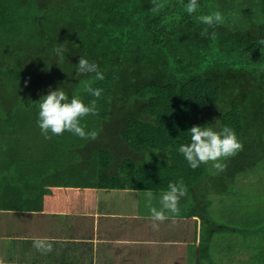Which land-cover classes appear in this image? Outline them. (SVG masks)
<instances>
[{"label": "trees", "instance_id": "1", "mask_svg": "<svg viewBox=\"0 0 264 264\" xmlns=\"http://www.w3.org/2000/svg\"><path fill=\"white\" fill-rule=\"evenodd\" d=\"M162 2L153 13L151 0H0L1 195H17L38 177L29 169L63 181L84 167L98 187L167 190L183 180L186 194L205 197L207 187L197 185L207 164L192 169L178 148L190 142L192 126L213 124L207 118L213 106L223 110L215 130L229 126L242 142L243 166L264 157L257 118L264 115V0H198L192 14L188 0ZM215 11L223 23L209 29L215 39L204 38L198 18ZM64 42L59 63L53 49ZM81 56L97 63L105 78L77 77ZM89 83L103 90L99 99L85 90ZM50 87H63L86 105L96 99L98 115L80 119L95 139L68 131L44 138L38 101ZM111 121L121 144L153 156L117 158L110 136L99 141ZM36 161L39 167H32ZM256 229L248 251L254 264H264V217Z\"/></svg>", "mask_w": 264, "mask_h": 264}, {"label": "crops", "instance_id": "2", "mask_svg": "<svg viewBox=\"0 0 264 264\" xmlns=\"http://www.w3.org/2000/svg\"><path fill=\"white\" fill-rule=\"evenodd\" d=\"M30 170L38 177L17 195L0 194V264H236V241L226 245L236 234L211 219L201 193L195 199L190 190L175 223L153 231L145 207L150 189L98 187L84 167L63 181ZM151 191L159 208L166 190ZM33 237L53 241V251L38 252Z\"/></svg>", "mask_w": 264, "mask_h": 264}, {"label": "clouds", "instance_id": "3", "mask_svg": "<svg viewBox=\"0 0 264 264\" xmlns=\"http://www.w3.org/2000/svg\"><path fill=\"white\" fill-rule=\"evenodd\" d=\"M151 4L150 10L153 13H158L165 7L162 0H151ZM199 6L198 0H188L185 9L189 14H192L197 11ZM198 19L206 26L200 35L204 38L210 36L215 39L216 32H209V29H215L217 25L223 23L224 17L221 12L215 11L209 15H202ZM53 52L58 58V62L63 63L67 52L65 42L54 47ZM75 72L77 77L94 74V79L97 81L105 78L98 64L90 62L83 56L79 58ZM27 83L25 81V86H27ZM85 90L96 99L101 97L103 91L101 88L92 87L91 83L86 85ZM96 99L86 105L78 95L69 97L63 87H58L55 90L50 87L48 94L41 96L38 101L37 124L41 134L46 140H50L53 135H61L65 131L71 132L80 138L90 137L95 139L97 133L95 131L85 132L84 127L81 126L80 119L89 114L98 115ZM188 133L190 134V142L181 144L178 151L192 169H196L201 164L212 162V166L218 172H223L227 167L224 161L243 150L242 142L238 139L235 130L229 126H224L217 131L212 125H194L189 129ZM186 192L187 188L183 180L170 182L167 190L160 193V207L157 208L153 205L154 193L151 190L145 191V207L150 213L149 219L152 221L151 227L153 231H159L160 224L169 219H172L173 223H175L174 217L180 212V199L185 196ZM32 246L44 255L53 251V241L47 237H33Z\"/></svg>", "mask_w": 264, "mask_h": 264}, {"label": "rangeland", "instance_id": "4", "mask_svg": "<svg viewBox=\"0 0 264 264\" xmlns=\"http://www.w3.org/2000/svg\"><path fill=\"white\" fill-rule=\"evenodd\" d=\"M222 111L218 106L208 109L207 118L212 120L213 127H216L217 119H220L219 115ZM257 118L261 127L264 128V115ZM115 125L114 122H109L102 129L99 141L106 143L110 136L113 147H115L114 150L117 152L115 154L117 158L132 155L134 157L141 156L142 160H140L145 161L153 156L152 152L133 153L126 145L121 144L118 136L112 134L116 128ZM121 150L123 152L119 153ZM32 155L27 156L30 159ZM45 159L54 160L52 157H45ZM246 160L238 152L235 156L224 161L227 167L223 172H218L212 166V162H209L206 165L205 176L198 183L205 184L207 187L205 195L207 200H205L207 201L208 215L215 223L224 224L227 226V230H231V232L234 230L233 232L236 234L226 240V245H230L232 241L233 247L235 245L233 241H236V248H239L240 253H236V264H254L255 254L250 255L251 252L248 249L250 246L254 247L253 242L259 235V230L256 229L259 218L264 217V157L258 158L253 164L243 166ZM39 165V161H36L32 167H39ZM189 199H192V195ZM252 227H254L253 231H249ZM228 234H231L230 231Z\"/></svg>", "mask_w": 264, "mask_h": 264}]
</instances>
